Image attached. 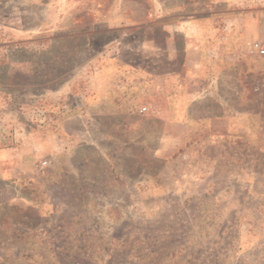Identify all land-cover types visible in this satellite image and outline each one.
<instances>
[{
	"label": "rangeland",
	"instance_id": "1",
	"mask_svg": "<svg viewBox=\"0 0 264 264\" xmlns=\"http://www.w3.org/2000/svg\"><path fill=\"white\" fill-rule=\"evenodd\" d=\"M262 48L264 0H0V264H264Z\"/></svg>",
	"mask_w": 264,
	"mask_h": 264
},
{
	"label": "built area",
	"instance_id": "2",
	"mask_svg": "<svg viewBox=\"0 0 264 264\" xmlns=\"http://www.w3.org/2000/svg\"><path fill=\"white\" fill-rule=\"evenodd\" d=\"M261 53H263V54H264V48H262V49H261Z\"/></svg>",
	"mask_w": 264,
	"mask_h": 264
},
{
	"label": "crops",
	"instance_id": "3",
	"mask_svg": "<svg viewBox=\"0 0 264 264\" xmlns=\"http://www.w3.org/2000/svg\"><path fill=\"white\" fill-rule=\"evenodd\" d=\"M169 155H170V154H168V155H164V157H169Z\"/></svg>",
	"mask_w": 264,
	"mask_h": 264
}]
</instances>
